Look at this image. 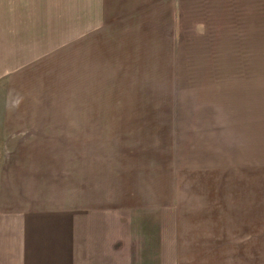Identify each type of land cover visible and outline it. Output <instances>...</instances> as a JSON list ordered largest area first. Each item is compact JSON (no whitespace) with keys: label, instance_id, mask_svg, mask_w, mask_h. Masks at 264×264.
<instances>
[{"label":"crops","instance_id":"0c3cea01","mask_svg":"<svg viewBox=\"0 0 264 264\" xmlns=\"http://www.w3.org/2000/svg\"><path fill=\"white\" fill-rule=\"evenodd\" d=\"M180 3L81 0L83 29L41 53L0 27V264H262L263 152L231 160V61Z\"/></svg>","mask_w":264,"mask_h":264},{"label":"rangeland","instance_id":"374dc122","mask_svg":"<svg viewBox=\"0 0 264 264\" xmlns=\"http://www.w3.org/2000/svg\"><path fill=\"white\" fill-rule=\"evenodd\" d=\"M237 1L229 0L224 5L222 0H182L183 3L177 7V16L183 22L188 35H196L197 30L206 29L209 35L214 34L217 40L220 36L224 54L222 56L217 49L215 58L231 61L230 78L228 83L223 85L224 96L231 98L232 122L237 119L234 114H246L244 125L239 122L241 131L246 130L242 133L245 142L241 140L234 148L232 141L231 160L249 156L255 149L259 152L262 149L264 161V11L262 20L257 22L253 17L250 18L253 15L246 17L243 12L246 5L242 6ZM80 4L81 0H0V27H13L17 21L16 27L28 38L32 34L33 40L37 39L38 42L32 44H37L41 53L42 50L62 44L63 39L76 37L80 29H83L79 19ZM87 5L88 0H83V7L86 6L87 9ZM95 21L87 18L83 24L84 29ZM57 34L60 36L57 37ZM60 55L55 59L56 65H61L64 59L72 60L75 54L72 53L73 57L68 53ZM48 69L50 70V67L46 70ZM18 88L12 85L7 89L11 92V103L17 98V93L21 92L19 86ZM2 91L6 90L0 88V107L4 106L5 102L1 100L2 96L4 97ZM32 104L35 102L32 101ZM233 129L236 128L232 126ZM240 133L232 131V138ZM256 134L259 136L258 144L254 140ZM248 136L252 142L248 141ZM261 246L264 264V233Z\"/></svg>","mask_w":264,"mask_h":264}]
</instances>
